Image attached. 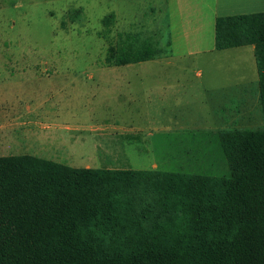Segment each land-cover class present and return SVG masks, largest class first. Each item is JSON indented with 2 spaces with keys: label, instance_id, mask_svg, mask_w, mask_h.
I'll return each instance as SVG.
<instances>
[{
  "label": "rangeland",
  "instance_id": "1",
  "mask_svg": "<svg viewBox=\"0 0 264 264\" xmlns=\"http://www.w3.org/2000/svg\"><path fill=\"white\" fill-rule=\"evenodd\" d=\"M212 2L0 0V157L229 177L219 132L262 114L253 47L211 51ZM133 34L170 56L109 66L110 45Z\"/></svg>",
  "mask_w": 264,
  "mask_h": 264
},
{
  "label": "trees",
  "instance_id": "2",
  "mask_svg": "<svg viewBox=\"0 0 264 264\" xmlns=\"http://www.w3.org/2000/svg\"><path fill=\"white\" fill-rule=\"evenodd\" d=\"M121 39L108 49L109 66L164 54L150 37ZM246 46L262 125L219 132L229 177L0 157V264H264V12L216 19L217 51Z\"/></svg>",
  "mask_w": 264,
  "mask_h": 264
},
{
  "label": "crops",
  "instance_id": "3",
  "mask_svg": "<svg viewBox=\"0 0 264 264\" xmlns=\"http://www.w3.org/2000/svg\"><path fill=\"white\" fill-rule=\"evenodd\" d=\"M263 12H264V0H213L212 7H211V17L214 21V28H215L216 19L220 18V17L263 13ZM167 46L170 47L171 42L168 43ZM240 48H242V47H240ZM234 49H236V48H234ZM253 49H254V47H253ZM163 50H164V54L157 59H161L163 57L168 58L170 56L168 54V50H166L164 48H163ZM211 51H217L215 49V32H214V45H213ZM157 59H154V60H157ZM150 61H152V60H150ZM138 72L141 73L140 75L155 76V77L173 76L170 73L171 71H166V70L163 71V70H150L149 69V70H139ZM155 79H156V81H158V83L161 81H163L165 84H166V81H167V83H170L169 80H164V79L161 80L160 78H155ZM154 166L156 167V165H154Z\"/></svg>",
  "mask_w": 264,
  "mask_h": 264
}]
</instances>
